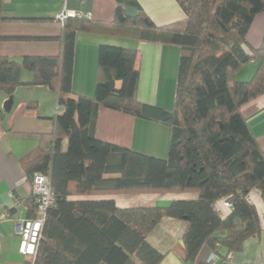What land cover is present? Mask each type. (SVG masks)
<instances>
[{
	"label": "trees",
	"instance_id": "trees-1",
	"mask_svg": "<svg viewBox=\"0 0 264 264\" xmlns=\"http://www.w3.org/2000/svg\"><path fill=\"white\" fill-rule=\"evenodd\" d=\"M176 1L186 15L182 22L157 26L136 0H117L112 23L67 19L57 57L15 60L0 55V94L11 97L21 86H45L64 109L54 118V132L42 136L34 155L23 162L31 182L34 174H44L55 193L35 264H160L164 256L149 244L148 236L164 218L188 223L183 236L187 264H194L204 247L215 253L223 248L226 258L260 236V218L249 196L258 190L264 201V152L242 108L264 95V42L252 50L246 40L254 18L264 14V0ZM128 6L138 9L137 18L125 15ZM10 20L15 19L6 16L0 0V24ZM79 32L180 47L173 109L138 100V51L111 45L99 48L95 96L75 95ZM252 63L257 64L252 80L238 82V73ZM25 72L32 75L30 82L22 80ZM100 107L167 124L168 158L97 140ZM4 117L0 109V119ZM65 140L68 147L63 151ZM177 193H195L198 198L131 208H121L113 200H70ZM227 199L232 212L222 219L215 205Z\"/></svg>",
	"mask_w": 264,
	"mask_h": 264
},
{
	"label": "crops",
	"instance_id": "crops-1",
	"mask_svg": "<svg viewBox=\"0 0 264 264\" xmlns=\"http://www.w3.org/2000/svg\"><path fill=\"white\" fill-rule=\"evenodd\" d=\"M142 11L157 26L182 22L186 15L176 0H136ZM4 11L10 20L0 24V55L15 60L23 57H57L61 53L59 37L64 23L57 17L64 10L91 15L88 20L112 23L115 20L117 0H3ZM249 49L257 50L264 42V14L254 18L246 36ZM101 45H111L138 51L136 69L140 80L138 100L150 107L172 110L175 104L180 47L154 42L138 41L111 34L79 32L76 37L73 93L93 98L98 82V52ZM257 71L252 63L242 69L238 82H249ZM22 80L30 82L32 75L23 73ZM121 83H117V88ZM10 99L9 112L4 109ZM0 109L5 117L0 119V210H7L12 220L0 224V264H26L20 255V239L16 235L15 220L34 215L32 182L23 168V162L33 156L44 135L55 129L54 118L64 109L58 107L54 92L45 86H21L9 97L0 94ZM258 145L264 152V95L242 108ZM171 129L158 120L138 117L100 107L95 122V138L99 141L133 150L135 152L167 159ZM68 141L63 142L66 151ZM25 201L24 208L14 209L15 198ZM195 193L165 195H125L71 197L72 201L113 200L121 208L137 206H167L178 200H196ZM225 200L215 205L222 219L231 210ZM249 201L256 207L262 232L245 242L241 253H235L232 264H264V201L258 190L252 191ZM188 223L174 218H164L148 236L149 244L164 256L160 264H187V251L183 236ZM226 250L215 253L204 247L194 264H228ZM230 264V263H229Z\"/></svg>",
	"mask_w": 264,
	"mask_h": 264
},
{
	"label": "built area",
	"instance_id": "built-area-1",
	"mask_svg": "<svg viewBox=\"0 0 264 264\" xmlns=\"http://www.w3.org/2000/svg\"><path fill=\"white\" fill-rule=\"evenodd\" d=\"M91 15H83L81 12L68 11L64 9L57 19L64 23L69 18H90ZM32 193L34 197V215L31 218L19 217L15 220L16 235L20 239L19 253L24 256L30 264H35L38 246L42 238L44 226L48 218L49 210L55 204V193L49 178L41 173H36L32 179ZM25 201L15 198L14 209L24 208ZM224 206L232 210V201L227 199ZM12 220V215L7 210H0V224ZM234 253H229L226 263H233ZM214 264V263H210Z\"/></svg>",
	"mask_w": 264,
	"mask_h": 264
},
{
	"label": "water",
	"instance_id": "water-1",
	"mask_svg": "<svg viewBox=\"0 0 264 264\" xmlns=\"http://www.w3.org/2000/svg\"><path fill=\"white\" fill-rule=\"evenodd\" d=\"M125 15L127 17H129V18L135 19V18L138 17V9L136 7L128 6L125 9ZM12 104H13V99H10L8 101V103L4 107V109L6 110V112H9L10 111V108H11Z\"/></svg>",
	"mask_w": 264,
	"mask_h": 264
}]
</instances>
